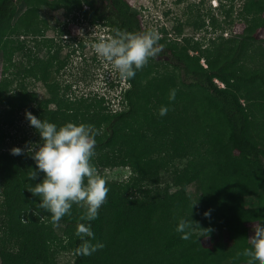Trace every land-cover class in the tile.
<instances>
[{"label":"trees","instance_id":"1","mask_svg":"<svg viewBox=\"0 0 264 264\" xmlns=\"http://www.w3.org/2000/svg\"><path fill=\"white\" fill-rule=\"evenodd\" d=\"M82 2L91 20L104 22L111 35L116 29L151 30L142 26L126 0H0V264H50L57 247L72 253V264H234L238 255L253 247L252 226L255 236L264 227V36L257 34L264 29V0H244L236 10L232 3L220 2L215 12L197 11L194 19L175 26L179 42L161 28L163 51L157 57L167 51L171 56L159 58L165 72L149 88L156 109L140 103L145 88L139 87V78L142 71L149 72L145 64L134 78H123L127 87L119 91L118 110L105 105L103 93L70 96V84L56 80L65 65L58 55L61 47L52 39L37 40L48 29L45 21L42 25L37 20L41 6L62 5L68 14ZM236 20L243 28L233 33ZM185 25L193 33L204 27L206 32L207 27L211 33L219 31L204 35L208 43L203 46L194 35L183 33ZM63 32L65 28L59 27L57 33ZM43 48L44 58L38 53ZM168 63L172 74L167 73ZM35 81L43 85V96L29 89L28 83ZM195 86L203 87L215 101L212 107L199 101ZM171 88L177 90L174 101L168 99ZM161 106H168L165 116L158 114ZM20 111L28 124L26 111L57 125L67 121L93 125L99 130L93 157L97 169L131 168L133 174L125 182L106 179L107 200L91 221L92 242L102 241L105 247L91 255L75 254L81 243L75 232L85 208L74 204L71 215L61 219L64 228L58 234L49 213L39 209L40 198L28 190L43 178L40 172L35 180L27 179L36 168L31 153L12 155L5 146L10 131L3 126L15 125ZM33 134L40 141L34 128ZM175 144L185 160L172 170L173 183H193L200 192L191 196L182 189L161 200L151 184L160 169L159 155L169 153ZM205 210H210V217L203 215ZM190 216L201 233L183 240L175 228ZM230 228L238 231L237 237H228Z\"/></svg>","mask_w":264,"mask_h":264},{"label":"rangeland","instance_id":"2","mask_svg":"<svg viewBox=\"0 0 264 264\" xmlns=\"http://www.w3.org/2000/svg\"><path fill=\"white\" fill-rule=\"evenodd\" d=\"M130 8L138 12V17L143 27L156 29L160 31L164 28L167 31L168 38H176L177 42L180 41V36L176 37L175 26L179 23L185 22L187 19L191 20L197 14L205 12H215L217 11V6L222 2L227 6L232 3L235 10L239 8L244 0H126ZM87 4L81 3V8H73L68 14L65 13L64 6L49 8L47 6H41L38 10L39 24L44 25L42 21H45L48 29L37 36V40L52 39L56 45L60 46L59 57L65 59V65L57 73L56 80L64 84H70L68 88V94L70 96L75 95H93L96 93H103L106 97L105 105L109 109L118 110L121 108V104L118 103L119 91L121 88H126L127 83L119 75L118 71L115 70L110 63L105 61L102 57L97 55L92 47V45L99 40L101 37L110 36L109 26L104 22L96 20H91ZM264 16V14H263ZM59 27H64L66 32L59 34L57 33ZM189 25L183 26V33L185 35H194L195 38L201 40L203 46L208 42L204 38V35L209 37L210 35H215L217 32H209L211 29L206 27L197 30L193 33L190 31ZM243 24L240 21H234L232 24L233 33H238L242 30ZM221 31V30H220ZM225 32V31H224ZM223 32V33H224ZM228 33V34H227ZM227 34V35H226ZM224 33V36L229 35L228 32ZM259 37L264 36V29L257 30ZM161 36V34H160ZM39 42V41H38ZM81 42V43H80ZM32 47V42H27ZM55 47V46H54ZM52 50H54L52 48ZM191 54H195L194 51H189ZM39 55L44 58L46 52L45 48L38 51ZM162 56V57H161ZM156 57V60L147 62L149 66V72L142 71V76L139 78V87L141 89L145 88V91H141L142 95L140 103L142 105L154 107L149 94L150 89L153 88V83L163 77L164 67L163 63L160 61L161 58H168L171 56L170 52L167 51L164 55ZM160 58V59H159ZM157 61V62H156ZM156 62V63H155ZM200 62L204 63L203 58ZM2 63L0 58V79L2 77ZM205 64V63H204ZM252 64V62H249ZM252 66V65H251ZM172 66L167 64V73H173ZM156 76L155 79L152 77ZM29 89L34 90L38 96H43L45 94L44 87L40 81H35L34 83H28ZM194 94L199 101L207 107H212L215 101H211V97L207 94L206 90L201 86H195ZM52 106V105H51ZM2 107H0L1 109ZM154 109H156L154 107ZM155 113L153 109L150 110ZM155 115V114H154ZM24 111H20L15 125L3 126L4 130L8 129L10 133L4 137L5 146L8 148L19 146L26 147L28 143H38V139H35L33 134V128L25 122ZM176 147L171 146L169 153H163L159 155V171L157 179L151 184L153 186L154 192H157L161 200L166 196H171L172 194L178 193L184 190L186 194L191 196H196L199 194L197 185L193 183H173L172 170L174 168H180L185 158L179 156L183 154V150L180 149L179 144H175ZM98 172L103 175L107 180H113L117 182H125L131 178V168L125 165H118L114 167L103 168L102 171ZM145 184V183H144ZM1 189V184H0ZM153 194V192H152ZM172 198H168L169 201ZM255 226L250 229V237H255ZM54 230L61 234L64 228L62 222L53 225ZM195 234H200L201 231L195 229ZM227 235L229 238H234L238 236V231L235 228H230L227 230ZM53 252V253H52ZM50 254V264H72L73 255L66 248L57 247ZM219 257H224L223 253H218ZM151 256L147 257L145 260L150 261ZM136 264H142L141 261H137Z\"/></svg>","mask_w":264,"mask_h":264},{"label":"clouds","instance_id":"3","mask_svg":"<svg viewBox=\"0 0 264 264\" xmlns=\"http://www.w3.org/2000/svg\"><path fill=\"white\" fill-rule=\"evenodd\" d=\"M160 39V33L156 29L143 32L116 29L113 35L101 37L92 47L122 78L131 79L135 77L137 70L147 64L149 58L157 57L163 51ZM176 92L175 88L169 89V101L176 99ZM168 110V106H161L158 114L165 116ZM25 115L29 124L39 133L40 141L28 143L23 149L14 146L11 154L31 153L36 168L32 169L28 180H35L38 173H43V178L28 190L40 198L39 209L49 213L53 225L58 224L64 216L71 215L74 204L85 208L75 232L81 241L75 254L91 255L105 247L102 241L92 242L94 233L91 221L98 217L99 209L106 202L110 191L106 178L93 163L97 143L95 137L99 130L84 122L67 121L57 125L30 111H26ZM195 203L196 201L191 204V211ZM203 215L210 217V210H205ZM197 225L199 226L198 222L190 216L180 219L175 230L181 234V239L188 240ZM210 231L207 228V232ZM64 242H68L67 237ZM244 260L249 261V264H264V227L258 229L252 249L238 255L234 264H240Z\"/></svg>","mask_w":264,"mask_h":264},{"label":"built area","instance_id":"4","mask_svg":"<svg viewBox=\"0 0 264 264\" xmlns=\"http://www.w3.org/2000/svg\"><path fill=\"white\" fill-rule=\"evenodd\" d=\"M202 63H203V62H202ZM203 65H205V64L203 63ZM215 81H217V80L215 79ZM217 83H218L219 85H222V83L219 82V81H217Z\"/></svg>","mask_w":264,"mask_h":264}]
</instances>
